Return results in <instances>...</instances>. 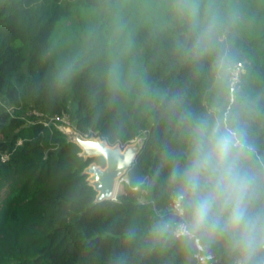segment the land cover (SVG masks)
Segmentation results:
<instances>
[{
	"label": "trees",
	"instance_id": "obj_1",
	"mask_svg": "<svg viewBox=\"0 0 264 264\" xmlns=\"http://www.w3.org/2000/svg\"><path fill=\"white\" fill-rule=\"evenodd\" d=\"M225 114L264 175V0H0V264H200L198 244L234 264L177 237L173 209L196 125ZM56 117L111 145L145 136L116 200L95 201L84 170L106 161Z\"/></svg>",
	"mask_w": 264,
	"mask_h": 264
},
{
	"label": "clouds",
	"instance_id": "obj_2",
	"mask_svg": "<svg viewBox=\"0 0 264 264\" xmlns=\"http://www.w3.org/2000/svg\"><path fill=\"white\" fill-rule=\"evenodd\" d=\"M250 152L243 125L225 114L196 125L188 161L173 171L183 233L222 241L234 264H264V175L249 164Z\"/></svg>",
	"mask_w": 264,
	"mask_h": 264
},
{
	"label": "water",
	"instance_id": "obj_3",
	"mask_svg": "<svg viewBox=\"0 0 264 264\" xmlns=\"http://www.w3.org/2000/svg\"><path fill=\"white\" fill-rule=\"evenodd\" d=\"M72 127H66L67 130H60L68 136L69 140L75 142L81 148L80 155L85 159L102 156L106 161L104 166L93 161L84 170V173L89 175V184L97 191L95 201L104 202L107 200H116L118 185L120 181L126 179L129 170L136 162L138 154L144 147L146 141L145 136L139 137L142 138V142H139L137 147L134 148L131 143H128L125 146H122L120 143L111 145L107 140L100 136H85L74 126ZM90 141L100 143L108 148L105 151H99L100 149L91 147L89 148Z\"/></svg>",
	"mask_w": 264,
	"mask_h": 264
},
{
	"label": "built area",
	"instance_id": "obj_4",
	"mask_svg": "<svg viewBox=\"0 0 264 264\" xmlns=\"http://www.w3.org/2000/svg\"><path fill=\"white\" fill-rule=\"evenodd\" d=\"M242 70V64H238L234 69H233V75H234V81L235 80H237L238 79V76H239V73H240V71ZM8 110H11L10 108H8ZM36 113V112H35ZM37 114V113H36ZM63 119H65V117L64 118H59V117H56V118H52V119H50L49 121H47L46 122V124L47 125H50L51 124V122H53V123H55V122H57L58 120H63ZM68 119V118H67ZM67 124H71L69 121H68V123ZM55 125H56V123H55ZM8 158V156L6 155V154H3V155H1L0 156V160H5V159H7ZM173 209L179 214V215H183V213L177 208V206H176V202H175V204H174V206H173ZM182 224L183 223H181L178 227H177V229L175 230V235L177 236V237H182V236H187V234H184L183 233V229H182ZM192 237V236H191ZM196 257L198 258V261H199V263L200 264H215V262H217L218 261V259L214 256V255H212V254H204L203 253V247L200 245V244H198V252H197V254H196Z\"/></svg>",
	"mask_w": 264,
	"mask_h": 264
},
{
	"label": "rangeland",
	"instance_id": "obj_5",
	"mask_svg": "<svg viewBox=\"0 0 264 264\" xmlns=\"http://www.w3.org/2000/svg\"><path fill=\"white\" fill-rule=\"evenodd\" d=\"M56 123V126L59 128V129H63V130H67V128L66 127H72L73 125L72 124H67L68 123V119L67 118H65V119H63V120H58L57 122H55ZM73 128V127H72ZM95 141V140H94ZM94 141H91V142H94ZM139 142L141 143L142 142V138H138V139H136V140H134V141H132L131 142V145H132V147H137V144H139ZM123 149H125V148H123ZM127 179H125V180H122V181H120V183H119V185H118V192H117V195L118 194H120L121 192H123V187H124V182L126 181Z\"/></svg>",
	"mask_w": 264,
	"mask_h": 264
},
{
	"label": "bare ground",
	"instance_id": "obj_6",
	"mask_svg": "<svg viewBox=\"0 0 264 264\" xmlns=\"http://www.w3.org/2000/svg\"><path fill=\"white\" fill-rule=\"evenodd\" d=\"M90 145H89V148H96V149H100L99 151H105L108 147L107 146H103L102 144L100 143H95V142H89Z\"/></svg>",
	"mask_w": 264,
	"mask_h": 264
}]
</instances>
